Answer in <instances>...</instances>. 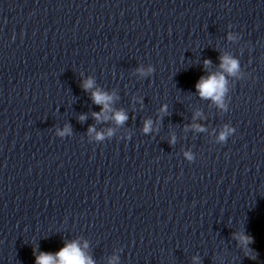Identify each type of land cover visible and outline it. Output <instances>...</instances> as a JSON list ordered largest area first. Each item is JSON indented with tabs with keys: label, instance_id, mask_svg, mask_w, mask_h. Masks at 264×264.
I'll use <instances>...</instances> for the list:
<instances>
[{
	"label": "clouds",
	"instance_id": "1",
	"mask_svg": "<svg viewBox=\"0 0 264 264\" xmlns=\"http://www.w3.org/2000/svg\"><path fill=\"white\" fill-rule=\"evenodd\" d=\"M228 39H233L231 35H229ZM221 64L220 68L223 72L228 73L229 75L235 76L239 71V62L237 59L233 58L228 54H224L220 57ZM205 66L211 64L210 60L204 61ZM143 73V70L140 69ZM151 71V69H149ZM94 86V81L89 78L88 80L83 82V88L85 90H90ZM196 90L199 96L203 99H211L215 104H217L220 108H224V96L227 92V80L222 73H213L209 74L207 77H201L200 80L195 85ZM113 95H110L106 92H103L99 89L92 92V100L95 104L102 106V111L100 113H93V116L96 120H101L102 118L107 120L108 116L107 112L112 111L110 108V104L113 101ZM166 110L162 109V111ZM86 117L81 116L80 119L84 120ZM113 119L115 122L119 124H123L128 116L122 110L115 111ZM151 120L145 121L143 131L148 133L151 130ZM197 130L203 131V128L199 126H195ZM65 131H69L66 126ZM95 131L94 128H89V132ZM232 129H226L224 132L220 134V140H224L226 135L231 132ZM60 135H64L63 132L59 133ZM108 135H112V130L108 131ZM104 138L102 133H97L96 139L102 140ZM172 143L175 142V138L173 137ZM186 157L191 160L192 156L190 153H185ZM241 245L247 248V245L252 242V238L250 236L244 235L243 233L239 234L237 237ZM84 248H87V243L84 244ZM254 259L255 257H250ZM36 264H94V261L85 254L82 250L80 244L77 241H72L71 243H67L59 252L56 254L44 253L41 252L39 256L36 257Z\"/></svg>",
	"mask_w": 264,
	"mask_h": 264
}]
</instances>
